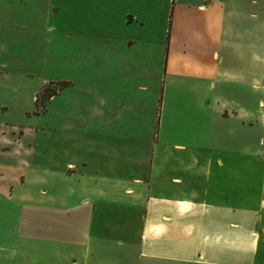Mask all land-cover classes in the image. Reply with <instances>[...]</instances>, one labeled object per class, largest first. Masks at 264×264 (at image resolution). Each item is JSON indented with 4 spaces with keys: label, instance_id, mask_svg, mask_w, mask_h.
Listing matches in <instances>:
<instances>
[{
    "label": "crops",
    "instance_id": "crops-1",
    "mask_svg": "<svg viewBox=\"0 0 264 264\" xmlns=\"http://www.w3.org/2000/svg\"><path fill=\"white\" fill-rule=\"evenodd\" d=\"M163 1L54 166L0 131V264H264V0Z\"/></svg>",
    "mask_w": 264,
    "mask_h": 264
},
{
    "label": "rangeland",
    "instance_id": "rangeland-1",
    "mask_svg": "<svg viewBox=\"0 0 264 264\" xmlns=\"http://www.w3.org/2000/svg\"><path fill=\"white\" fill-rule=\"evenodd\" d=\"M150 2L0 0V131L11 141V157L35 147V156L45 150L50 159L43 163L54 166L57 133L70 126L66 118L79 105L98 98L107 78H118L112 72L125 39L151 32L161 42L169 7ZM138 20L146 21L143 29ZM43 88L56 93L46 99ZM62 140L60 150L70 152V141Z\"/></svg>",
    "mask_w": 264,
    "mask_h": 264
},
{
    "label": "trees",
    "instance_id": "trees-1",
    "mask_svg": "<svg viewBox=\"0 0 264 264\" xmlns=\"http://www.w3.org/2000/svg\"><path fill=\"white\" fill-rule=\"evenodd\" d=\"M54 93H56V90H48L47 88H43L42 89V94H43V97H45L46 99L50 98Z\"/></svg>",
    "mask_w": 264,
    "mask_h": 264
}]
</instances>
